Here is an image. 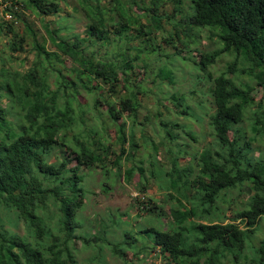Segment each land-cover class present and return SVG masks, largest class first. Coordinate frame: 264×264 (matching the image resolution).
Here are the masks:
<instances>
[{"label": "trees", "instance_id": "obj_1", "mask_svg": "<svg viewBox=\"0 0 264 264\" xmlns=\"http://www.w3.org/2000/svg\"><path fill=\"white\" fill-rule=\"evenodd\" d=\"M57 1L23 0V3L36 15L47 17L60 11ZM78 2L87 21L84 37L77 34L59 36L62 27L49 30L45 25L48 41L56 49L48 50L35 37L27 19H23L25 31L32 37L34 62L24 72H18L7 69L3 59L0 61L3 64L0 63V141L5 143L0 145V264H79L77 249L71 244L76 239H82L83 252L90 251L84 264H103L101 262L105 261L101 256L103 247L108 246L105 227L96 228L101 237L90 236L85 231L76 236L80 226L74 217L76 209L72 211L73 215L65 212L68 206L77 207L70 198L77 194V178H69L74 170L65 172L61 166L54 163L55 168L46 160L54 152L55 158L75 154L80 162L85 159L87 163L105 169V162L111 156L109 161L116 172L108 174V181L113 184L119 183L121 178L130 184L136 170L144 174L142 168L136 169L134 165L123 168L125 161L126 164L133 162L139 147L138 139L145 140L143 135L136 138L134 133L141 84L132 85L129 71L134 69L133 63L141 59L142 53L155 54L157 49L148 44V38L144 48H126L138 53L133 59L128 53L121 52L117 54L120 61H109L97 57L94 51L87 52L84 45L106 47L115 39H138L151 35L153 29L161 31L163 20L168 23L171 19L169 15L161 16L158 11L167 2L172 3L174 12L180 14L179 23L185 24L186 38L195 39V30L207 29L221 45V49L203 54L199 62L194 60L197 70L206 71L221 54H232L235 59L216 77L210 72L204 78L198 77L204 83L206 79L212 82L209 91L215 111L208 119L211 147L194 155L196 161L191 160L195 165L180 166L179 157L184 151L173 145L179 134L169 129L180 125L161 122L165 135L158 144L152 143L153 152L157 147H166L163 157L170 164V171L164 172L163 168L154 166V161L148 171L170 202L168 228H150L146 233L169 251L175 264H222L228 258L234 264L239 260L246 264H264V238L251 258L244 255L246 240L254 235L264 217V158L254 157V138L246 136L239 126L247 108L254 104L251 95L254 88L234 81L245 75L264 88V0H187V3L186 0H149L148 6L143 5V1L139 6V0H112L113 9L110 10L101 8L100 0ZM132 6L144 10L145 14L150 12L151 24H141L140 17L131 12ZM19 15H15L18 22ZM179 23L172 25L180 26ZM0 33L10 37L7 44L12 51L25 52V35L20 37L13 24L1 22ZM169 36L165 39L167 43L173 39L171 34ZM148 45L151 48H147ZM66 59L71 63L70 68L63 71L55 66L54 61L64 67ZM143 64L144 68L149 67L144 61ZM165 67L157 69L159 76L172 82V72ZM229 74L235 75L234 79L228 77ZM81 91L96 94L92 109L102 121H98L94 129L101 134L85 125V113L90 109L82 108L77 98ZM170 100L175 109L189 114L184 106V95H172ZM102 105L106 106L103 113L99 109ZM120 117L132 120L127 133L126 120L116 123ZM107 120L110 127L111 123L116 126L113 127L116 132L113 141L106 133L110 128L105 127ZM250 121L254 134L264 135V106L252 114ZM181 128L195 140V133ZM8 145L15 152H22V156L17 155L19 162L17 160L13 172L1 155L10 152L2 149H9ZM27 148L28 154L24 152ZM241 188L250 194L246 209L232 216L231 222H219L225 218L221 217L217 202L228 203L231 197L228 192L241 191ZM138 190L144 194L145 185L142 187L139 183ZM153 209L149 208L154 213ZM153 215L161 219L166 214L160 209ZM20 224L24 227L22 235L14 229ZM112 252L122 255L121 248Z\"/></svg>", "mask_w": 264, "mask_h": 264}, {"label": "rangeland", "instance_id": "obj_2", "mask_svg": "<svg viewBox=\"0 0 264 264\" xmlns=\"http://www.w3.org/2000/svg\"><path fill=\"white\" fill-rule=\"evenodd\" d=\"M16 1V0H15ZM126 1V0H122ZM139 6L143 1V5L149 4V0H139ZM17 2L24 7L23 0H17ZM26 2V0H25ZM58 7L60 11L55 15H50L47 17H40L36 15L32 10L28 8H23V14L19 15V23L13 25L16 32L19 33L20 37L25 35L26 44L24 45L25 52L15 53L12 51L7 44L10 37H5L4 34L0 33V61L2 59L6 61L5 67L12 71L24 72L31 67V64L35 60V52L31 48V39L32 37L25 31V26L22 23L23 19H27L29 28L32 29L35 37L40 43H44L48 50H56L53 45L48 41V36L46 34V27L48 25L49 30H55L62 27V31L58 33L59 36L72 37L73 34H77L80 37H84V26L87 23L84 18V14L81 9L78 7V0H59ZM187 3V0H186ZM186 5V4H185ZM76 10H73V8ZM100 7L106 8L107 10L113 9L112 0H100ZM159 14L163 17L170 16L171 19L167 23V20L162 22V30H152L151 35H145L138 39H129L124 41H119L115 39L112 44H109L106 47L98 45H89L85 44L87 52L94 51L96 56L104 60L109 61H120V58L117 57V54L121 52L128 53L130 58H134L138 53L134 49L128 50L127 47L131 48H144L145 41L149 38L148 44L154 45L157 49L156 53L153 54L148 52V54H141V59L135 61L134 69L129 71L131 76V83L133 86L138 84L140 85L141 93L137 95L140 103V108L137 112L135 121L137 127L135 126V137L144 136L145 140L138 139V150L136 151V156L133 162L128 164H123L124 168H128L131 165H134L135 168H142L144 174L134 173L131 183L128 187H120L118 185L113 188L112 193L110 189L99 187V182L96 176H91L92 184L95 185L94 194H93V204L86 211L85 215L91 216L93 213H97L102 216L107 213V211L115 212L117 209H125L128 204L131 202L128 198V188L130 190V195H135L137 193L138 184L141 183L142 187L145 185L147 194L144 198V202H149L151 205H145L146 207H159L161 211L166 215L160 219L159 217L152 215L149 220L153 225L162 226L161 229L167 230L168 222V213L170 202L166 199L165 194L159 193V188L154 177L150 176L148 169H152L150 166L151 162L154 161L156 164L154 166L161 167L164 169V172H169L170 164L163 157V149L166 148L164 145L157 147V151L153 152V145L158 144L160 139L163 138L165 132L161 127V122L165 121L171 125L176 123L179 124V127L175 129H170L171 132L178 133L177 141L173 143L177 145L181 150V155L179 157L180 166H186L187 164H194L196 159L195 154L200 153L205 148L211 147L212 137L210 135V129L208 126L209 115L214 113L215 106L213 103V97L209 91V88H212V82L206 79V83L202 82L199 78H204V75L207 76V72H210L213 77L218 76L221 72L226 70L227 64H232L234 61V56L232 54H221L220 57L216 59V62L207 68L206 71L197 70L195 67V62H199L203 54H208L215 52L221 49V45L218 43L217 38L211 36V33L207 29L195 30L197 32V37L195 39H188L185 36V24H180V14L174 12L173 4L167 2L159 7ZM131 12L135 17H140L139 21L141 24H151L149 20V15L145 14L144 10H140L137 6H132ZM111 13L108 14V16ZM43 19V21H42ZM116 22V21H115ZM180 24V26H173L172 24ZM111 24V23H109ZM27 25V24H26ZM133 35H136L134 31H131ZM176 33H179V37H176ZM169 34L172 36V42L167 43L166 38H169ZM11 42V41H10ZM151 48L150 45H148ZM9 58V61H8ZM143 61L149 64V67L144 68ZM2 64V62H0ZM55 66L62 69H68L71 67V63L68 59L64 61V67L61 64H58L54 61ZM3 65V64H2ZM165 65L166 69L172 72L173 83L168 79L159 76L157 69L162 68ZM199 77V78H198ZM228 77L233 78L235 75L229 74ZM121 78V74H119ZM237 84H248L254 88L251 95L254 99V104L249 106L244 114V120L241 125V129L245 131L246 136L254 138L253 147L255 149L254 157L264 158V135L258 136L252 131V121L250 118L252 114L260 109V106H264V88L258 87L255 81L249 79L245 75H240L238 79L234 80ZM131 85V84H129ZM122 85L119 86V88ZM211 90V89H210ZM172 95H184L185 103L184 106L188 110L189 114L181 112L180 108L175 109L171 103L170 97ZM96 94H89L85 91H81L80 95L77 97L81 102L82 108L90 109L89 112L85 113V125L91 128H95V124H98V121H102L101 118H97L96 111H93L92 105L93 100ZM104 99H106L104 97ZM102 112L106 109L105 105H102L100 108ZM126 114L123 115V117ZM123 117H120L118 122L121 124L124 123ZM107 119L106 116H104ZM132 120H126L124 123L125 132L127 133L132 126ZM109 126V120L105 123L107 129L106 133L110 141L115 140L116 132L114 125L112 123ZM185 127L186 131L195 133V140L189 138L185 131L181 127ZM113 128V129H112ZM100 132V131H99ZM229 137L232 136L231 132L228 133ZM167 137V136H166ZM165 139V138H164ZM164 144L169 145V142ZM151 156H155L153 159ZM52 159L55 160V157L52 156ZM191 159H194L192 161ZM51 162V161H50ZM194 173H196V167L193 168ZM99 179V178H98ZM121 186H124L122 182H119ZM87 181L85 182V187ZM231 194L229 202L225 203L222 201L217 202L219 212L222 213L221 217H224V220H219L226 224L228 221L231 222V217L236 213L241 212L246 209V204L249 200L250 194L246 192L231 191L228 192ZM132 197V196H131ZM152 198V201L150 199ZM144 210V207H142ZM145 211V210H144ZM95 220L92 217H89L84 221L81 228H79L76 233L85 231L91 228L92 223ZM163 224V225H162ZM19 234H23L24 227L20 226L14 228ZM94 234L93 231H90ZM107 237L111 240L116 239L113 231L106 233ZM105 234V235H106ZM112 237V238H111ZM264 238V217L259 221L258 228L255 231L254 235L246 240V248L244 255L248 258H251L255 248L259 246L260 241ZM76 246L78 254H76V259L79 264L86 263L87 253L90 254V251L83 252L82 241L76 239L73 243ZM106 251V249H105ZM136 251L130 252L129 255H125L122 258H113L105 252L104 255L105 261L103 264H140L141 256L134 255ZM152 260H148L151 262ZM226 264H232V260L229 259ZM237 264H246L244 260H239Z\"/></svg>", "mask_w": 264, "mask_h": 264}, {"label": "clouds", "instance_id": "obj_3", "mask_svg": "<svg viewBox=\"0 0 264 264\" xmlns=\"http://www.w3.org/2000/svg\"><path fill=\"white\" fill-rule=\"evenodd\" d=\"M21 12H22V5H20L19 2L15 0H1L0 23L5 22L8 24L17 25L19 22H18V18L15 15H19L21 14ZM100 112L103 113L102 110ZM9 119L12 120L11 117H9ZM89 128L96 134L102 133L101 131L99 132L94 128L91 127ZM3 144L5 143L4 142L0 143V145ZM4 147H6V145ZM8 147L9 149L1 147L5 151L10 150L9 153L3 152L1 155L7 159L9 168L13 172L16 167L17 160L19 162V157L17 155L22 156V152H20L19 150L15 152V150L11 146L8 145ZM55 151L57 152V150ZM24 152L28 154V148ZM11 154H16V155H11ZM54 155L55 152L52 156ZM111 159L112 157L110 156L109 160ZM109 160L105 162V169H101L100 166H98L97 164L91 165L87 163L85 159H83V161L80 162L75 154L72 155L65 154L64 156L55 158V160H53L52 157H49L46 160L47 164L50 165L53 164L52 166H54L55 168H57V166L54 165V163H56L58 166H61L65 170V172L69 170H74L70 174L69 178L72 177L77 178L76 179L77 194L75 197H70L72 200H74L77 207L74 208L73 206H68V207L66 206L67 208L65 212L73 215L72 211L76 209L74 217L77 220V222L80 224L77 230L81 228L85 220H87L89 217H92L95 220V222L90 224L91 228L88 227V229L85 230V232L89 233L90 236L101 237V234H99L96 230V228L101 226L105 227L106 233L107 231L114 232L115 236L117 237L114 240L109 239L107 237V234L104 235L108 243V246L107 247L104 246L102 249L103 254H101V256L104 258H105L104 255L105 252H108V254L113 258L120 257L118 254H114L112 250L114 249L115 251H117L121 248L122 255L120 258H122L125 255H129V253H125L126 251H130V252L136 251L134 255L137 253V255L141 256L140 264H175L171 259L169 251L164 249L163 246L160 245L159 243L155 242L153 240V237H150V235L146 233V231H148L150 228H157L158 230H163L161 229L162 226L153 225L149 220V218L154 213L159 212L161 208L145 206V205H151L149 202H144V198L148 190H144V194H143L139 192L137 188L136 189L137 193L135 195L132 194L130 195V190L128 188V198L131 202L128 204V206L125 209H117L115 212L107 211V213L102 216L98 215L97 213H93L91 216L85 215L86 211L91 207V204H93L92 200H93L95 185L92 184L91 176H96V174H99L98 177L99 179L97 178L99 182V187L106 188L107 190L110 189L109 193H112L113 188L116 185L123 188L124 187L126 188L130 185L128 183H124L122 178L120 179L119 182H122L124 186H121L119 183L114 184L115 185L114 186L110 181H108V174L116 172L114 164L110 163ZM28 161L30 162V158ZM121 162H124V160H122ZM60 163L62 164L59 165ZM124 164H126V161L124 162ZM100 169L103 171V174L100 173ZM105 171H108L107 174L105 173ZM135 173H139V171L136 170ZM86 181H87V185L85 187ZM241 191L245 192V189L241 188ZM161 192L162 191H159V193ZM150 201H152V198L150 199ZM142 207H144L145 211L142 209ZM149 208H154L153 209L154 213L151 212ZM77 222H76V226L78 225ZM90 231H93L94 234H92ZM75 235L77 236L78 233L75 232ZM80 240L82 241V239ZM152 259L153 261L148 262V260H152ZM229 259L231 258H228L227 260H223L222 264H226V262H228ZM232 264L234 263L232 262Z\"/></svg>", "mask_w": 264, "mask_h": 264}, {"label": "built area", "instance_id": "obj_4", "mask_svg": "<svg viewBox=\"0 0 264 264\" xmlns=\"http://www.w3.org/2000/svg\"><path fill=\"white\" fill-rule=\"evenodd\" d=\"M0 3H1V0H0Z\"/></svg>", "mask_w": 264, "mask_h": 264}]
</instances>
